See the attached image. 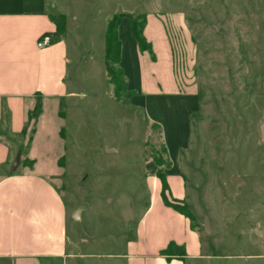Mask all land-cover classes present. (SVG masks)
I'll list each match as a JSON object with an SVG mask.
<instances>
[{
    "label": "rangeland",
    "instance_id": "374dc122",
    "mask_svg": "<svg viewBox=\"0 0 264 264\" xmlns=\"http://www.w3.org/2000/svg\"><path fill=\"white\" fill-rule=\"evenodd\" d=\"M47 2L52 16L64 15L67 21L64 39L71 63L66 84L74 96L19 103L23 122L31 116L34 123L31 141L7 132L9 112L2 104L0 143L14 156L18 147L21 159L16 171L11 167L17 155L0 174L40 178L61 195L65 247L74 255L64 264H124L115 256L126 252L138 227L141 242L156 240L157 222L174 212L162 205L149 174L150 165L158 170L155 159L164 174L172 164L167 178L171 198L194 216L191 231L203 244L186 251L182 264H264V233H253L264 232L259 133L264 123V0ZM119 14L159 16L174 82L181 92L195 94V108L186 119L181 108L169 110L156 101L149 114L135 102L134 91L117 93L109 84L105 32ZM123 20L118 27L123 68L136 82L138 49L129 26L125 29L129 21ZM37 104L40 112L33 116ZM204 217L209 237L203 232ZM152 218L155 229L144 234Z\"/></svg>",
    "mask_w": 264,
    "mask_h": 264
},
{
    "label": "crops",
    "instance_id": "0c3cea01",
    "mask_svg": "<svg viewBox=\"0 0 264 264\" xmlns=\"http://www.w3.org/2000/svg\"><path fill=\"white\" fill-rule=\"evenodd\" d=\"M49 16L52 15L48 11L47 0H0V109L3 103L7 104L9 117L6 129L13 135L23 136L25 123L19 105L22 100H64L74 96L66 84L67 67L71 60L65 39L44 48L37 47L44 34L56 31ZM158 17L154 14L147 16L143 30L145 39L152 46L155 61L147 53L135 52L136 82H131L124 71L122 53L119 66L123 68L127 88L135 92V102L141 108L149 113L150 104L156 101L169 110L173 105L181 108L186 115L184 118H187V113L195 108V94L193 91L188 94L181 92L174 82L169 42ZM127 26L129 24L125 25V29ZM154 118L151 116L152 121L158 119ZM183 124L185 127L188 125ZM19 151L16 147L15 156L20 160ZM11 153L7 144L0 143V171L15 158ZM19 165L20 162L15 171ZM149 167V174L154 176L155 187L161 193L156 168ZM171 167L165 171L166 181ZM60 196L40 178L0 174V264H18V261L34 264L35 260L45 261L46 264H64L65 259L74 256L65 247L66 212ZM169 199H172L170 191ZM172 212L157 222L156 240L141 242L138 227L133 242L127 244L126 252L115 257L123 260L124 264H182L178 259L167 261L160 252L171 242L182 246L185 254L203 244L200 245L191 231L189 220L174 210ZM152 229H155L154 218L144 226V234Z\"/></svg>",
    "mask_w": 264,
    "mask_h": 264
},
{
    "label": "trees",
    "instance_id": "16d2710c",
    "mask_svg": "<svg viewBox=\"0 0 264 264\" xmlns=\"http://www.w3.org/2000/svg\"><path fill=\"white\" fill-rule=\"evenodd\" d=\"M50 21L55 25L56 31L52 34H44L40 39L48 37L50 44L59 42L65 38L67 21L64 15L49 16ZM123 19L129 21V31L132 39L137 44L139 52L147 53L152 61H155V56L152 51V46L147 42L143 35V30L146 26L147 19L146 15L134 16L129 14L114 15L108 22L105 32V54H104V70L109 84L115 86L116 92L125 91L127 89V83L124 80L123 72L119 66L120 55H121V43L118 37V27ZM40 112V106L37 104L34 107L33 116H36ZM31 116H29L25 127L22 130L23 136L28 135V141H31L32 134L34 133L33 126L31 123ZM166 154V151L163 152ZM159 159H155V164L158 168L156 172V178L161 184V199L164 206L171 208L175 212L185 217L190 222L191 230H195L194 216L191 214L187 206L182 201L169 199V187L166 181V175L161 172V166L158 162ZM34 163L31 161L29 166ZM171 167L170 162L166 166V170ZM167 261L172 259L184 260L186 257L185 250L182 246H178L171 242L167 247L160 252Z\"/></svg>",
    "mask_w": 264,
    "mask_h": 264
},
{
    "label": "water",
    "instance_id": "95a60500",
    "mask_svg": "<svg viewBox=\"0 0 264 264\" xmlns=\"http://www.w3.org/2000/svg\"><path fill=\"white\" fill-rule=\"evenodd\" d=\"M259 133H260V140L261 143L264 144V123H262L259 127ZM19 164V157H17L11 167V171L14 172L16 167ZM203 232L205 237H209L211 236V229H210V224H209V220L207 219V217H204V226H203ZM253 233L257 236V237H262L263 235V231H258L257 229H254Z\"/></svg>",
    "mask_w": 264,
    "mask_h": 264
},
{
    "label": "built area",
    "instance_id": "2783aa9c",
    "mask_svg": "<svg viewBox=\"0 0 264 264\" xmlns=\"http://www.w3.org/2000/svg\"><path fill=\"white\" fill-rule=\"evenodd\" d=\"M50 45V39L48 38V37H44V38H42V39H40L38 42H37V47L38 48H44V47H47V46H49ZM176 55H177V53H176ZM175 65V64H174ZM174 71H175V77H176V79L177 78H179L178 76L180 75L179 74V72L176 70V69H174ZM176 72H178V73H176ZM178 80V79H177ZM179 81V85L181 86L180 88L182 89V88H184V84L183 83H181V80L179 79L178 80Z\"/></svg>",
    "mask_w": 264,
    "mask_h": 264
}]
</instances>
